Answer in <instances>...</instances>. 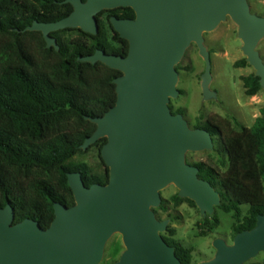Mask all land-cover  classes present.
<instances>
[{"label":"water","instance_id":"water-1","mask_svg":"<svg viewBox=\"0 0 264 264\" xmlns=\"http://www.w3.org/2000/svg\"><path fill=\"white\" fill-rule=\"evenodd\" d=\"M72 12L54 22H35L48 45L51 32L79 27L98 33L96 14L103 9L132 7L134 19L112 16L115 31L129 42L125 56L96 51L88 59L122 72L116 80L117 100L103 116L83 148L107 137L101 153L109 168L106 185L84 186L80 173L68 174L75 203L54 204L55 217L43 229L31 219L13 223L14 209H0V264H96L106 238L123 233L126 250L116 264H181L172 247L158 234L166 222L151 207L160 203L159 188L174 181L184 196L201 209L219 202L212 185L184 160L187 150H206L213 140L203 128L191 129L181 114H172L169 96L177 95L176 61L192 40L199 46L207 69L210 55L201 32L212 28L225 12L240 24L243 51L264 78V66L254 46L264 32V17L251 13L246 0H69ZM228 245L216 240L214 258L201 264H243L264 250V215L256 226Z\"/></svg>","mask_w":264,"mask_h":264},{"label":"trees","instance_id":"trees-1","mask_svg":"<svg viewBox=\"0 0 264 264\" xmlns=\"http://www.w3.org/2000/svg\"><path fill=\"white\" fill-rule=\"evenodd\" d=\"M72 10L69 0H0V209L7 204L14 209L13 223L31 219L46 229L55 217V203H75L68 182L71 172L80 173L86 187L109 181L108 166L95 173L85 162L73 160L84 153L85 139L97 128L93 120L116 104L115 80L122 75L88 58L99 50L125 56L129 42L109 18L134 19L135 11L129 6L103 9L96 14L98 33L79 27L53 31L55 46L47 44L41 31L30 29L35 22L58 21ZM245 65V59L234 62L236 67ZM241 79L246 96L260 91L258 75ZM170 111L183 114L181 108ZM194 128L205 129L213 143L220 144L212 151L223 171L202 161L192 165L217 191L218 207L233 213L236 238L264 215V107L250 127L235 118L215 117ZM106 142L107 137H101L89 146L100 153ZM171 198L174 204L183 200L177 194ZM244 205L247 210L241 216ZM159 208H164L162 203ZM205 222L212 228L219 219L206 217ZM166 232L160 236L177 260L192 264V251L174 238L175 229Z\"/></svg>","mask_w":264,"mask_h":264},{"label":"rangeland","instance_id":"rangeland-1","mask_svg":"<svg viewBox=\"0 0 264 264\" xmlns=\"http://www.w3.org/2000/svg\"><path fill=\"white\" fill-rule=\"evenodd\" d=\"M251 13L264 17V0H246ZM74 36L75 32H70ZM203 45L210 55V70L208 79L206 75V61L200 53L199 46L192 40L175 63L177 72L174 87L177 95L169 96L168 107L172 110L181 108L182 117L186 120L189 128L203 123L215 117H231L243 125L250 127L255 117L260 115V109L264 107V78L260 77L262 87L253 96L244 94L242 76L250 73L257 75V70L252 65L243 51L245 39L240 35V24L231 16L229 11L212 28L203 29L201 32ZM264 66V32L254 46ZM245 59L246 65L234 66V62ZM169 107V109H170ZM213 146L219 147L218 141ZM74 161H82L87 164L91 172H102L107 166L102 158V153L97 147L88 146L83 154L75 156ZM184 160L189 164L205 162L213 167H219L221 171L225 166L218 165L217 155L211 149L187 150ZM177 194L183 198L178 204H174L172 196ZM160 203L153 206L157 219L166 222V228L158 231V234H166L168 227L175 229L174 238L181 245L192 251V264H201L214 258L217 251L214 242L218 239L226 244H233L237 238L232 237V225L235 223L233 213H225L218 203H212L209 208L201 209L200 205L192 200L184 198L180 188L174 181H169L159 188ZM190 199V198H188ZM152 208V207H151ZM247 206L241 207V216L245 214ZM216 216L219 219L217 225L209 228L205 218ZM126 245L123 233L114 230L106 238L102 254L96 264H116ZM264 262V250L258 251L254 256L247 259L243 264H262Z\"/></svg>","mask_w":264,"mask_h":264},{"label":"flooded vegetation","instance_id":"flooded-vegetation-1","mask_svg":"<svg viewBox=\"0 0 264 264\" xmlns=\"http://www.w3.org/2000/svg\"><path fill=\"white\" fill-rule=\"evenodd\" d=\"M113 16H115V15H113ZM111 17H112V16H111ZM111 17H110V18H111ZM117 17H118V16H117ZM110 18H109V21H110ZM119 18H121V17H119ZM110 23H111V22H110ZM262 264H264V262H263Z\"/></svg>","mask_w":264,"mask_h":264}]
</instances>
